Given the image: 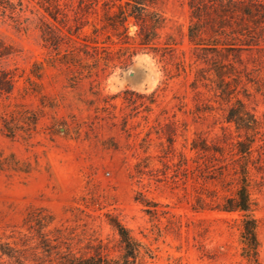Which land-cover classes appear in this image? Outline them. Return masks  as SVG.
<instances>
[{"label":"rangeland","instance_id":"rangeland-1","mask_svg":"<svg viewBox=\"0 0 264 264\" xmlns=\"http://www.w3.org/2000/svg\"><path fill=\"white\" fill-rule=\"evenodd\" d=\"M56 1L21 0V7L11 0L4 14L0 7L7 53L0 71L14 75L12 93L0 96V154L27 171H0V243L48 264V253L35 249L40 231L57 247L53 261L67 247L116 259L122 245L109 224L114 217L154 252L147 264H245L242 214L216 207L235 191L234 145L239 133L244 138L226 121L229 109L239 100L264 122V0L223 7L215 0H154L150 10L164 18L156 45L174 43L164 58L119 52L102 1L87 14L78 12L80 0ZM192 26L198 44L188 36ZM57 29L87 40L88 56ZM261 139L264 131L257 144ZM194 142L210 150H192ZM219 148L223 157L213 150ZM259 166L249 179L264 264ZM48 215V225L37 223Z\"/></svg>","mask_w":264,"mask_h":264},{"label":"trees","instance_id":"trees-1","mask_svg":"<svg viewBox=\"0 0 264 264\" xmlns=\"http://www.w3.org/2000/svg\"><path fill=\"white\" fill-rule=\"evenodd\" d=\"M55 3L56 0H53ZM102 1L104 7V19L105 27H109L115 32L117 37L116 44H119V52L132 50L129 56H133L137 51H146L154 55H160L164 58V50L171 49L174 45L173 41H168L166 45L168 47L159 48L156 45V41L159 38V30L163 28L164 18L162 15L155 11L150 10L154 0H80L78 12L96 11L98 4ZM218 5L222 6L226 3H230V0H215ZM19 5L22 7V2L19 0ZM13 3L11 0H0V7L2 8V14L5 13L7 8H12ZM193 11L197 10L194 3H190ZM56 9L59 8V4H55ZM22 11V10H21ZM259 12L258 10L256 11ZM246 14L253 15L254 12L247 7ZM52 18L57 20V17L53 13H49ZM196 18L198 15L196 13ZM52 24L47 22L45 28L47 32L52 30ZM135 27V33L133 36L128 34V30ZM63 34L59 29H57ZM80 30L77 27L75 34ZM70 35H73L69 31ZM68 40L72 41L81 47L83 53L88 56V48H92L91 45L84 40L81 43L74 40L72 37H68L63 34ZM190 41L196 42V31L194 27H190L188 34ZM51 37H48L47 41L52 42ZM79 38V37H77ZM171 37H169L170 39ZM172 51V49L170 50ZM161 52V53H159ZM7 55L6 47L0 42V58ZM34 76L40 78L38 73H33ZM14 89V75L12 71L2 70L0 71V96L3 94H10ZM226 121L232 122L235 125L237 132H244V138L239 133L238 139L234 145L236 157L233 163L236 167L235 174L237 175L236 188L231 196L224 198V201L216 208L219 211L232 213L239 212L242 214L241 229L239 235V242L241 245L240 256L245 264H263L259 259L260 241L257 234L258 223L253 216V201L250 194V173L251 167L259 169V164L264 163V139H261L262 143L257 144V136L262 135L264 131V122H261L253 113L248 112L245 109V104L241 101H236L232 106L228 114L226 115ZM3 126L5 130L13 136V130L9 127L6 121L3 120ZM263 130V131H262ZM192 150L197 152L209 151L210 148L205 145H197L195 142L192 144ZM220 156H224L223 150L213 149ZM15 171V172H27L26 169L15 160L13 155L4 156L0 154V171ZM148 206V205H146ZM148 213V209L146 210ZM41 212H44L41 209ZM49 221H46L44 217L36 219L39 225H48L52 217L48 215ZM44 223V224H43ZM110 226L116 231L119 236L120 243L122 245V254L119 258H109L108 255L96 252L94 255H78L73 252L70 247L63 252L55 251L54 261L51 259V251L56 249V245H52L51 240L44 234L38 232L39 244L35 249L41 248L43 252L48 253L47 257L50 258L48 264H147V260H153L155 258L154 252L143 244L140 240L135 238L130 230L126 228L119 220L114 217L109 218ZM17 245V244H16ZM16 245H11L8 242L0 243V264H26V262L33 261L34 264H43L41 257L37 254H33L31 259L26 255L25 248H18ZM25 246V243L22 244ZM7 260L4 261L3 259Z\"/></svg>","mask_w":264,"mask_h":264}]
</instances>
